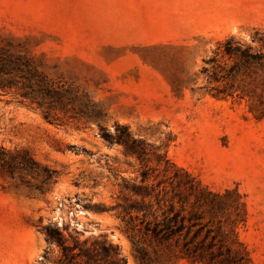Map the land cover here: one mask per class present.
Returning <instances> with one entry per match:
<instances>
[{"label": "rangeland", "instance_id": "374dc122", "mask_svg": "<svg viewBox=\"0 0 264 264\" xmlns=\"http://www.w3.org/2000/svg\"><path fill=\"white\" fill-rule=\"evenodd\" d=\"M8 56L57 94L47 122L15 75L0 89V146L57 174L40 193L37 177L0 173V264H64L38 226L69 245L107 239L121 264H202L127 230L115 208L122 181L140 185L149 169L154 185L162 167L105 142L101 130L116 126L213 192L236 191L237 239L248 264H264V0H0Z\"/></svg>", "mask_w": 264, "mask_h": 264}, {"label": "trees", "instance_id": "16d2710c", "mask_svg": "<svg viewBox=\"0 0 264 264\" xmlns=\"http://www.w3.org/2000/svg\"><path fill=\"white\" fill-rule=\"evenodd\" d=\"M232 39L227 41L229 45ZM226 54H230L227 50ZM29 66L21 56H8L0 59V89L13 85L15 75L27 80L25 86L30 93L21 96L33 97L44 120L52 122L49 99L57 94L36 69ZM33 102V101H32ZM102 139L121 145L125 152L135 156L141 163L154 158L157 167H162L161 180L148 185L152 176L149 169L140 174V185L122 181L121 202L116 205L127 230L138 232L151 241L176 247L186 258L202 264H248L249 257L245 247L237 239L236 229L246 220L244 203H239L236 191L213 192L203 186L192 174L176 166L165 152L156 153L141 139H136L126 126H116L115 133L101 130ZM11 175L19 172L40 179L37 189L43 193L54 182L56 171L40 165L26 150L9 152L0 146V173ZM157 176L153 178L156 181ZM216 225L215 229L211 226ZM229 228L228 231L226 228ZM38 230L49 244L61 250L64 264H97L100 257H112L114 264H121L118 253L107 240L94 239L90 245L87 240L73 245L67 243L64 234L52 226H38ZM200 239L198 242L197 240Z\"/></svg>", "mask_w": 264, "mask_h": 264}]
</instances>
